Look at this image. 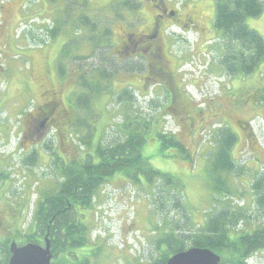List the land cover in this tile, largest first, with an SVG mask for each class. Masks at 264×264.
Listing matches in <instances>:
<instances>
[{
  "label": "rangeland",
  "instance_id": "374dc122",
  "mask_svg": "<svg viewBox=\"0 0 264 264\" xmlns=\"http://www.w3.org/2000/svg\"><path fill=\"white\" fill-rule=\"evenodd\" d=\"M82 1L86 4H80ZM111 2L107 10L104 9L107 0H0V264H3L4 244L9 248L14 241L20 246L23 236L30 234L39 203L58 198L63 164L71 167L88 155L96 164L98 148H123L127 133L134 132L143 119L150 122L141 150L146 164L135 165L134 172L128 171L129 176L117 172L101 181L91 206L77 212L83 215L82 223L86 227L88 242L84 249L90 255L88 264H151L158 255L156 240L160 233L173 230L178 235L195 234L205 219L225 206L244 209L237 231L264 226V211L256 208L254 192L250 190L253 181L248 178L249 155L243 148L246 137L240 136L235 144L234 138L230 139L236 146L234 156L238 147L241 149L238 159L241 175L230 176L233 188L239 192L221 197L213 194L208 170L214 163L210 158L220 146L218 141V145L213 142V137L221 134L211 131L212 137L207 135V143L203 145L202 132L195 147L189 140L195 128L183 122L184 132L178 134V141L182 148H188L187 155L173 149L162 150L155 136L175 134L179 127L166 117L165 109L157 113L163 96L156 100L152 92L153 95L143 98L145 94L139 93L138 75L122 77L116 72L119 68L112 64L113 58H106L109 52L105 46L91 47L97 36L96 25L103 28V19L109 11L116 15L123 13L127 20L128 14L137 12L135 4ZM183 2L197 11L196 21L203 23L199 42L213 41L197 49L194 33L177 38L173 51L177 62L180 60L176 70L181 73L185 92L197 106L203 102L204 94L213 98L221 86L233 87L225 99L217 100L223 101L217 108V120H230L234 130L227 129L229 136L235 130L241 135L235 127L237 120L241 127L252 121L258 143L264 148V120L261 119L264 114L249 113L248 108L237 111L232 106L240 101L242 93L238 92L249 79L239 81L237 75H231L220 63L223 52L214 43L219 34L212 27L217 0ZM259 2L261 15L246 19L245 24L264 39V0ZM81 10L88 20L89 17L95 20L94 30L85 32L89 25L82 23L84 17L75 20ZM145 12L150 15L146 8ZM112 31L116 40L118 25ZM70 33H75V37ZM63 34L70 36L64 37V45L60 47ZM102 72L112 77L101 80ZM236 85L242 88L237 90ZM124 91L129 94H123ZM50 104L58 108L53 115L55 120L49 130L39 134L35 131L37 120L31 118L40 112L42 105ZM257 115L262 117L255 118ZM148 167L173 176L180 189L166 187L160 180L145 181L140 172L149 170ZM133 174L137 175L138 183L129 178ZM176 200L181 209L175 208ZM247 264H264V251L252 254Z\"/></svg>",
  "mask_w": 264,
  "mask_h": 264
},
{
  "label": "trees",
  "instance_id": "16d2710c",
  "mask_svg": "<svg viewBox=\"0 0 264 264\" xmlns=\"http://www.w3.org/2000/svg\"><path fill=\"white\" fill-rule=\"evenodd\" d=\"M261 12L262 6L259 0H217L215 4L213 29L217 31L221 40L220 51L223 53L220 63L231 75L247 76L258 67V63L264 62V41L245 24L246 19L257 18ZM81 21L88 24L85 20ZM84 25L80 24V26ZM88 28L86 26V29ZM96 31L95 47L105 46V34L98 33L97 25ZM102 43L104 44L101 45ZM102 74L99 76L101 80L108 81L112 77L110 73L106 75L102 72ZM88 90L94 91L92 88ZM126 93L128 91H124L123 94ZM129 99L131 98L125 100ZM149 127L150 122L143 119L134 132L127 133L123 148L119 146L110 150L98 148L96 164L90 155L81 162H75L71 167L66 168L63 164V183L58 198L46 199L39 203L36 208V221L29 230L30 234L23 236L24 241L21 245L28 243L43 245L44 238L48 235L52 255L51 264H88L90 255L84 249L88 242L85 234L86 227L82 223L83 215H78L77 212L91 206L92 196L101 181H106L117 172L129 176L128 171L134 172L135 165L146 164L141 157V150L145 144L144 135ZM155 138L162 150L173 149L183 156L188 153L182 148L176 136L171 134L164 136L159 133ZM217 141L220 146H217L218 150L212 154L210 160L214 163L208 170L212 192L219 197L226 193L236 195L239 191L233 188L230 176L234 178L235 174L241 175L242 171L235 156L229 153L232 142L226 129L217 138H213L216 145H218ZM148 169L140 172L141 178L145 181L148 182V178L160 180L166 187L180 189L173 176L159 173L150 167ZM129 178L132 182L138 183L137 175L133 174V177ZM250 190L254 192L256 208L264 211V179L254 181ZM177 201L174 206L181 209L180 202L176 203ZM243 210V208L231 209V206H225L217 214L214 213L205 219L195 234H185L186 236L182 234V236L173 230L160 233L156 240L158 255L151 264H165L169 257L189 248L212 251L221 258L220 264H247L252 254L264 251V226L237 231L238 223L243 220L241 217ZM50 220H52L51 225ZM4 245L3 264H8L9 248L7 243Z\"/></svg>",
  "mask_w": 264,
  "mask_h": 264
},
{
  "label": "flooded vegetation",
  "instance_id": "af4514ba",
  "mask_svg": "<svg viewBox=\"0 0 264 264\" xmlns=\"http://www.w3.org/2000/svg\"><path fill=\"white\" fill-rule=\"evenodd\" d=\"M111 1L120 3V5L124 3L135 4L136 6L134 9L137 12L133 13L132 15L128 14L129 19L127 20L123 13L116 15L109 11V13L103 19V28H97V30L98 33L101 31L103 35L105 33L104 48L108 49L109 52V57L107 56L106 58L108 60L113 58V63H110H115L114 65L119 68V70H116V72L122 75V77L131 78L134 76H139L141 78V87L139 89V93L141 95L145 94L143 98H145V96L154 94L155 96L153 95V97L156 100H159L158 97L161 95L163 96L162 102L160 103L162 107H157V113H161L162 110L165 109L167 113L166 117H168L174 123H177L179 126L176 127L174 125L177 130L175 134L171 135L178 138V134L184 132V129L181 128V124L183 122L190 123L192 128H195L193 135L189 137L190 145H195L196 147L198 142L197 140L199 137H201L202 132L204 145L208 140L207 135L212 137L211 135L213 132L211 131L216 130L219 132L218 134H222L224 129L227 130L230 128L231 130H234L231 127L229 119H224L221 121L217 120L219 115L217 114V111H219L217 108L223 104V101L217 100L223 98L225 99L227 93H230L229 90H232L233 87L229 85H227V87L221 86V88L217 91V97L215 96L213 98H209L207 94H204L203 102L195 106L194 101H192L189 94L185 92V85H183L184 81L179 69L176 70V63L178 64L180 60L177 62V55L173 49L174 45L178 43V37L181 38L183 34L187 35L188 33H194L197 36V40L195 41L198 42L196 43L197 49L203 48V45L206 46L210 43H213V41H207L206 39L204 42H199L198 36L199 32H202L203 30V23L196 21L195 15L198 16L197 11L193 7H188V5L184 6L183 0L180 3H173L171 0ZM109 2L110 0H107L106 4L108 5H106L104 9H109L110 4H112V2ZM80 4H84V2L82 1ZM145 8L150 12V15L145 12ZM83 12L84 11L82 10L79 11L75 20L77 21L79 16L84 17L82 20H87L89 25V28L84 31L87 32L88 30H94L95 20H92L90 17V20H88V17ZM187 13H190V15ZM115 25H118L119 33L117 35V39L113 40L112 28ZM73 27L74 25L72 28ZM213 31L217 32L215 29H213ZM255 32L257 33V31ZM70 34L62 35L63 40L60 47L64 45V37L66 36L68 39ZM257 34L262 38L259 33ZM71 36L75 37V33L71 34ZM262 40L264 41L263 38ZM67 42L68 40L65 43ZM220 42V36L217 35V38L214 41L217 48L222 46ZM94 43L95 40L93 39V43L91 45L92 48H95ZM192 44L195 46L194 42ZM213 50L216 49L214 48ZM61 55L62 53H60V56ZM237 77L239 81L244 82L245 80L249 79V82L247 84H243V89L239 90L238 93H242V95L240 97V101L232 104L233 109L237 111L240 109L239 111H241L248 108L249 113L253 111L259 114H264V62L258 63V67L251 71L247 76L242 77V79H240L241 77L239 75ZM228 78L231 79V76ZM190 86H193V91L197 93V90L194 88V84H191ZM240 87L242 88V86L236 85L235 88L238 90ZM237 90L235 89L234 92ZM201 98L202 97L199 99ZM51 101L57 105V103L53 101V98ZM56 109L58 108H54L52 105H42L39 109L40 112L32 116V121H38H36L35 125V131L37 133L41 134L42 132L44 133L46 130L50 129V125L55 120L53 119V115L55 114ZM257 117L260 118L262 116L257 115L255 118ZM161 119L162 117L159 119V121ZM261 119L264 120V117ZM251 123L252 121L246 122L244 124L245 126L241 127L242 124L240 120H237L235 122V127L240 130L241 135L235 130V132H229L231 133L229 137L230 139L231 137L234 138V144L237 140H239L240 136L246 137L243 148L244 151H247L246 153L249 155L246 161L248 166L247 170L249 171L248 178L254 182L258 179H264V148H262L258 143L256 131L253 129L254 127ZM30 126H32V123H30ZM234 144L230 145L229 150V153L232 156H234L233 149H236ZM184 149L188 151L186 146ZM240 152L241 149L238 147L235 156L237 159V164L239 163L238 159H240ZM189 157L192 160L193 155Z\"/></svg>",
  "mask_w": 264,
  "mask_h": 264
},
{
  "label": "water",
  "instance_id": "95a60500",
  "mask_svg": "<svg viewBox=\"0 0 264 264\" xmlns=\"http://www.w3.org/2000/svg\"><path fill=\"white\" fill-rule=\"evenodd\" d=\"M8 264H51L52 255L48 235L44 244L28 243L17 245L14 241L9 245ZM221 258L208 249L189 248L176 253L167 259L165 264H220Z\"/></svg>",
  "mask_w": 264,
  "mask_h": 264
}]
</instances>
